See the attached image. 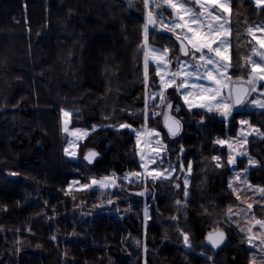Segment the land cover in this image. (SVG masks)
<instances>
[{"label": "trees", "instance_id": "obj_1", "mask_svg": "<svg viewBox=\"0 0 264 264\" xmlns=\"http://www.w3.org/2000/svg\"><path fill=\"white\" fill-rule=\"evenodd\" d=\"M230 5L229 74L247 79L242 66L255 45L247 29L264 25V11L252 0ZM142 23L127 0H0V264H248L243 237L233 229L229 245L218 250L202 241L213 227L228 229L223 221L236 204L224 185L223 175L231 172L228 149L213 141L234 137L240 118L264 133L262 109L225 122L218 114L182 107L176 113L182 130L166 144L176 171L171 180L150 182L143 195V185L120 180L119 187L103 191L68 190L72 181L141 170L135 133L107 126L130 123L140 130L144 124ZM159 39L170 43L165 34H150L152 46L163 49ZM149 79L156 84L150 91L158 92L153 67ZM166 95L182 105L174 89ZM61 108L79 110L74 127L97 125L76 159L63 153ZM90 149L99 153L92 164L83 159ZM249 155L258 162L249 177L264 185V138L249 140ZM213 156L222 158L223 167L215 166ZM256 210L262 217L264 208ZM182 230L190 233L191 248L178 236ZM17 239L26 244L19 251L12 246Z\"/></svg>", "mask_w": 264, "mask_h": 264}, {"label": "snow or ice", "instance_id": "obj_2", "mask_svg": "<svg viewBox=\"0 0 264 264\" xmlns=\"http://www.w3.org/2000/svg\"><path fill=\"white\" fill-rule=\"evenodd\" d=\"M190 2H194L196 9L190 6ZM258 8L264 11V0H253ZM129 9L136 5V0H127ZM143 23L138 50L143 52V84L145 88L144 94V109L142 115L144 116L143 130L135 129L130 123H120L118 125H108L114 130L130 129L136 136V155L140 157L139 167L143 172L134 171L125 174L124 177H116L115 174L104 176L102 178L91 177L89 183L80 184V182L72 181L69 188L76 186L83 190L100 189L107 190L110 188L119 187L118 180L123 179L132 183L144 180H171V173L176 171L175 168L159 170L157 168H150L149 165L157 164V157L161 156V149L166 150L160 139L161 132L149 128L148 121L154 117L163 116L164 127L170 137H175L180 132L181 122L172 115V109L179 113L181 108L187 106L189 111L193 109L203 110L207 114H218L225 122H230L234 119L235 110L241 106L250 105L264 110V92L260 93V98L252 99L254 93L259 88H264V36L258 37L257 32L264 33V25L255 28L248 27L247 34L255 41V45L251 49V55L245 58V64L242 66L247 71V79L243 75L237 77L235 80L230 75V56L229 46L231 35L230 13L231 5L229 0H143ZM198 9V10H197ZM171 10L170 15L172 19H167L164 13ZM159 29L153 32L154 29ZM160 31L171 34L174 41L169 37V46L162 50L155 48L150 43V34L159 35ZM178 46V48H177ZM258 46V47H257ZM175 56V59L173 58ZM259 59H256V58ZM154 66L155 76L159 80V91H150L156 86L155 81H150L149 70ZM175 70H172V68ZM174 89L175 93L183 104H177L168 99L167 90ZM159 100V104H157ZM155 106L161 108L160 112H149L148 108ZM261 114H264L262 111ZM73 115H79V110L71 111L64 108L60 109V132L66 134L67 145L63 148L65 156L76 158L78 151L84 144L86 139L97 131V125H93L91 129L87 128H70ZM130 116H137L133 112ZM203 122V118H202ZM241 126L235 140L216 139L214 144L221 147L227 146L228 158L227 165L235 166L237 164L238 156H245L244 145L248 142V135L245 133L244 127L251 128L248 120L241 119L238 121ZM257 135L264 136L259 129H252ZM155 140V143L153 141ZM147 148V151L141 148V145ZM180 152L183 153L181 146ZM99 156L95 150H89L84 154L83 159L88 164H92ZM220 156H213L212 160L215 162L217 168L223 167ZM159 163H163L162 159ZM249 165H254L256 162L248 158ZM179 170L184 171L183 162L179 163ZM188 174L192 170V162L187 164ZM247 169H244V173ZM15 175V173H13ZM239 181V184L234 183ZM240 184L247 185L246 188H240ZM180 187L179 184L176 185ZM229 189L232 190L233 195L237 200H240L238 192H246L253 190L259 192L260 197L264 200V188L253 189L246 178L241 173H236L235 177L229 179ZM188 175H185L183 181L184 197L187 198L190 193ZM144 193H138L143 195ZM177 205L181 202L176 201ZM108 205L114 204L112 199H108ZM100 204L97 207H104ZM253 205L249 203L247 208L252 209ZM233 209L228 208L227 219L232 221ZM237 215H245V210L237 208L235 210ZM145 219H148L147 211L145 212ZM172 219H176L173 217ZM248 227L245 231L244 227L237 222L236 226L241 233H244V238L250 247L258 248L260 253L259 258L252 256L249 264H264V219H256L254 216L251 221H247ZM258 226L259 231H255ZM179 237H182L185 247L191 248L190 233L187 230L179 231ZM55 239V237H53ZM225 233L219 227H213L208 231L202 243L207 248H218L225 242ZM243 239V238H242ZM258 241V244H257ZM211 260L212 257L208 256Z\"/></svg>", "mask_w": 264, "mask_h": 264}, {"label": "rangeland", "instance_id": "obj_3", "mask_svg": "<svg viewBox=\"0 0 264 264\" xmlns=\"http://www.w3.org/2000/svg\"><path fill=\"white\" fill-rule=\"evenodd\" d=\"M253 1V0H252ZM229 3H230V0H229ZM191 4H194V2H190V6L192 7V5ZM135 14H137L138 16H142L143 17V12H144V8H143V6H139V2H136V5H135V7L134 8H132L131 9ZM226 15H229V16H231L230 15V13L229 14H226ZM230 20H231V18H230ZM231 23V22H230ZM159 26V25H158ZM157 26V27H158ZM256 35L258 36V37H262V36H264V33H260V32H257L256 33ZM230 38H231V35L229 36V40H230ZM159 42L163 45V47H166V46H169V43H167V42H165V41H163V40H161V39H159ZM154 47V46H153ZM156 48V47H155ZM159 49V48H158ZM162 50V49H161ZM143 53V52H142ZM229 56H230V46H229ZM151 67H153L154 68V66H151ZM235 80V79H234ZM246 80V79H245ZM261 92H264V88H259V86H258V89H257V92L256 93H254L253 94V96H252V99H258V98H260V93ZM181 102H182V104H183V101L181 100ZM157 104H159V101H157ZM186 109H188L187 108V106H184ZM151 109V110H150ZM254 109H259V108H255V107H253V106H251L250 105V101H249V103L247 104V105H245V106H241V107H239V108H237L236 110H235V113H234V116L236 115V114H241L242 112H246V111H252V110H254ZM148 111L149 112H153V111H155V112H160V111H162V109L161 108H157V107H155V106H150L149 108H148ZM172 115H174L175 116V118L176 119H179L178 118V116H177V114H176V112H175V108H173L172 109ZM219 116V115H218ZM220 117V116H219ZM143 118H144V116H143ZM221 118V117H220ZM241 119H245V120H248V119H246V118H240V119H238V120H236L237 122L239 121V120H241ZM180 120V119H179ZM76 121V120H75ZM72 122H73V119H72ZM180 122H181V120H180ZM239 124V123H238ZM147 126L149 127V128H154V129H156V130H158V131H160L161 132V136L159 137V138H157V139H160L161 140V142H162V144L164 145V146H166V144H167V142H169L167 139H168V137H169V135H168V133L166 132V130L164 129V127H163V116H160V117H154V118H152V119H150L149 121H148V124H147ZM69 127L70 128H72V127H74V126H72L71 124L69 125ZM77 128H81V127H77ZM253 128H255V127H251V128H249V127H247V126H245L244 127V132L245 133H251L250 135H248V142L243 146L244 147V151L247 153V155H245V156H238L237 157V164L235 165V166H229V168H230V170H231V172H230V174H228L227 176H225L224 177V175H223V178H225L224 179V185H225V188H226V190L227 191H230V193H231V195L234 197V199H235V201H236V204L235 205H233V206H231V208L233 209V212H234V214H233V218H232V221L230 222V221H228V219H227V213H226V217H225V221H223V226H227L228 227V229L225 227L223 230L221 229V231H223L224 233H225V237H226V240H225V246H228L229 245V239H228V237H229V228H231V229H233L234 231H235V233L239 236H241V237H243V243H244V246H245V251H246V253H245V258L247 259V262H248V264H249V260H250V258L252 257V256H256L257 257V259L259 258V255H260V253H259V251H258V248H255V247H250V245L246 242V238H244V233H241L240 231H239V229L237 228V226H236V223L237 222H239L240 223V226L241 227H244L245 228V231H247V227H248V223H247V221H251V219H252V217L254 216L256 219H264V212L262 213V217H258V215H257V210L256 209H258V211L260 212V211H262V210H259V209H262V208H264V200H262L261 199V197H260V194H259V192H256V191H253V190H248V191H246V192H243V191H241V192H238L237 194L238 195H240V200H237L236 199V197L233 195V193H232V190L231 189H229V187H228V183H229V179L230 178H233V177H235V174L236 173H241L243 176H244V178H246V180L248 181V183L252 186V188L253 189H256V188H264V185H257V184H255V183H253L252 181H251V178L249 177V174H248V169H249V167H255V166H257L258 165V162L255 160V159H253V158H251L253 161H255L256 163L254 164V165H249V163H248V158L249 157H251L250 155H249V140L251 139V138H264V136H261V135H257L255 132H253L252 131V129ZM87 129H91V128H87ZM240 129H241V126L239 125V127H238V129H237V132L235 133V135H234V137H232V138H229V140H235L236 138H237V135H238V132L240 131ZM256 129V128H255ZM140 130H143V129H140ZM181 130H182V123H181ZM181 132V131H180ZM64 135V141L62 142V146H66L67 145V137H66V134H63ZM153 143H155V140L153 141ZM226 146V145H225ZM141 148L142 149H144V150H146L147 151V148L142 144L141 145ZM226 148H227V146H226ZM167 157H168V155H167V151L166 150H164V149H161V156L160 157H157V164H155V165H149V167L150 168H157V169H159V170H163V169H169V168H175V163L173 164H170V162H171V160L170 159H167ZM70 158V157H69ZM171 159H172V156L170 157ZM71 159H76V158H71ZM162 159V161H163V163L161 164V163H159V161ZM173 159H175L174 157H173ZM241 159H246L247 161L246 162H242V163H239L238 162V160H241ZM175 160H177V159H175ZM244 169H247V172L246 173H244ZM143 169H141V170H139V171H142ZM174 173H175V171L174 172H172L171 173V177L174 175ZM192 173V172H191ZM224 174V173H223ZM186 175H188V179L190 178V175L188 174V172H186ZM124 177V176H123ZM185 177V176H184ZM121 178V177H120ZM165 180H167V179H165ZM165 180H162V181H165ZM120 181H122V182H128V181H125V180H123V179H120ZM183 181H184V178H183ZM234 183H237V184H239V181H235L234 180ZM118 184H120V182L118 181ZM240 186V188H246L247 187V185H243V184H240L239 185ZM77 189H80V188H78V187H76V186H73L72 188H68V190L71 192V191H73V190H77ZM95 189V188H94ZM111 189V188H110ZM143 193L145 194L146 193V188L144 189L143 188ZM101 198H102V196H101ZM100 198V199H101ZM145 199V198H144ZM124 201H125V199H123ZM101 201H105V199H102ZM100 201V202H101ZM146 200H144V202H145ZM249 203H251L252 205H253V207H252V209H248L247 208V205L249 204ZM115 205H117V213H120V207L118 206L119 205V203H117L116 202V204ZM258 207V208H257ZM237 208H242V209H244L245 210V215H243V216H241V215H237V214H235V210L237 209ZM184 209H185V207H184ZM122 210V209H121ZM227 211H228V209H227ZM82 214V211H80V213H79V215H81ZM85 216H89L88 214H86ZM84 218V217H83ZM255 231H259V229H258V226H257V228L256 229H254ZM56 235L57 236H59V234H58V231H56ZM25 243V240L24 241H22V240H19V239H17L13 244L14 245H12V246H14L16 249V251H19V248H24L25 247V245L26 244H24ZM228 243V244H227ZM257 244H258V241H257ZM227 248V247H226ZM229 248V247H228ZM143 250H144V248H143ZM5 253V252H7V250L5 249V248H3L2 249V253ZM142 259H143V262L144 261H146V260H144L145 259V256H143L142 257Z\"/></svg>", "mask_w": 264, "mask_h": 264}, {"label": "built area", "instance_id": "obj_4", "mask_svg": "<svg viewBox=\"0 0 264 264\" xmlns=\"http://www.w3.org/2000/svg\"><path fill=\"white\" fill-rule=\"evenodd\" d=\"M140 172H143V170L142 171H140ZM150 182H152V180H144L143 178H141L139 181H134V182H132V183H134V184H141V185H143V187L144 188H146L147 187V185L150 183Z\"/></svg>", "mask_w": 264, "mask_h": 264}, {"label": "water", "instance_id": "obj_5", "mask_svg": "<svg viewBox=\"0 0 264 264\" xmlns=\"http://www.w3.org/2000/svg\"><path fill=\"white\" fill-rule=\"evenodd\" d=\"M159 29V27H157V30ZM160 33L161 34H165V35H167V36H169V37H171V34L170 33H167V32H164V31H160ZM173 40H174V37H171ZM163 127H164V121H163ZM164 129L166 130V132H167V129L164 127ZM180 131H181V128H180ZM180 133V132H179ZM178 133V134H179ZM177 134V135H178ZM85 161V160H84ZM86 163H87V161H85ZM225 243V242H224ZM224 243H222L221 244V246L220 247H218V248H214L215 250H218V249H220L223 245H224ZM210 247V246H209ZM213 249V248H212Z\"/></svg>", "mask_w": 264, "mask_h": 264}]
</instances>
